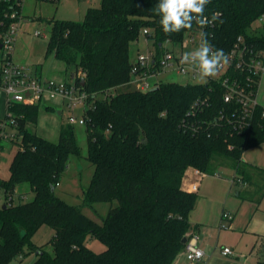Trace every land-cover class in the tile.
<instances>
[{
	"label": "trees",
	"instance_id": "16d2710c",
	"mask_svg": "<svg viewBox=\"0 0 264 264\" xmlns=\"http://www.w3.org/2000/svg\"><path fill=\"white\" fill-rule=\"evenodd\" d=\"M156 3L102 0L87 9L82 21L49 20L46 56L53 54L72 66L71 83L92 101L84 117L86 159L95 170L85 203L117 205L98 223L80 206L60 198L56 186L71 156H81L75 126L63 121L58 142H52L34 130L40 104L11 103L7 114L16 119L12 141L18 150L8 177L0 176L6 196V206L0 205V264L29 252L36 253L32 264H173L186 246L183 238L198 200L195 192L182 188L189 167L215 174V162L225 158L255 183L247 169L253 165L242 155L264 141V119L244 132L217 121L224 106L218 80L203 85L161 81L146 91L114 92L131 79L130 45L145 29L158 54L165 41L180 43L187 32L199 29L193 23L191 30L165 34ZM9 9V1H0V28L1 22H9ZM214 13L220 16L203 31L216 49L227 54L240 35L264 47V32L254 27L264 13V0H211L205 15L211 18ZM80 71L84 75L78 76ZM204 97L210 98L209 105L192 113L191 105ZM21 186L27 190L19 191ZM30 191L31 201L13 203L14 193L24 196ZM43 225L53 235L39 244L33 236ZM88 235L105 248H90ZM258 264H264V251Z\"/></svg>",
	"mask_w": 264,
	"mask_h": 264
},
{
	"label": "built area",
	"instance_id": "2783aa9c",
	"mask_svg": "<svg viewBox=\"0 0 264 264\" xmlns=\"http://www.w3.org/2000/svg\"><path fill=\"white\" fill-rule=\"evenodd\" d=\"M0 1L10 2V9L5 12V17L9 22L6 25L1 22L2 27L0 28V90L6 94L7 107L16 102L41 105L45 94L58 95L72 111L67 116L66 121L74 126L76 124L85 125L84 113L92 102L88 93L81 90L74 82L67 84L52 79L47 80L29 72L23 65H17L14 62V51L20 26L25 18L23 9L27 0ZM257 22L258 26L255 28L259 32H264V13ZM200 31L199 28L187 32L180 43L165 41L161 44L160 54L157 53L156 49L138 52L136 60L132 62L129 83H134L137 85V89L146 91L152 88L148 78L164 71H175L183 76L194 78V73L180 63V58L184 52L191 51L198 46L200 35L197 36L196 34H199ZM147 32L148 30L145 29L143 34L145 35ZM35 34L40 35V32L36 31ZM145 40L148 44L149 39L146 36ZM165 43H171L172 47L165 46ZM177 45L180 46L179 49H176ZM227 54L228 63L215 78L208 80V82L218 80L222 87L224 106L219 110L216 120L230 124L238 132H244L257 125L260 119H264V106L258 98L259 83L264 71V47H257L254 43L248 42L244 35H240ZM82 75L84 73L80 71L78 76ZM161 81L163 80L157 81L155 85ZM209 103V97L198 98L191 105L190 111L192 113L202 111ZM78 107L83 110V114L80 116L74 112ZM9 126L13 127L12 132L8 130ZM15 126L16 119L7 114L6 108V117L0 118V137L3 140L14 137ZM233 181L246 184L241 177H235ZM2 198L5 201L6 196L3 186L0 185V200ZM222 219L221 228H228L233 220V214L224 211ZM184 252L190 261H198L204 255L203 250L197 246L196 237L188 238ZM222 253L232 255L234 251L231 247L226 246L223 247Z\"/></svg>",
	"mask_w": 264,
	"mask_h": 264
},
{
	"label": "rangeland",
	"instance_id": "374dc122",
	"mask_svg": "<svg viewBox=\"0 0 264 264\" xmlns=\"http://www.w3.org/2000/svg\"><path fill=\"white\" fill-rule=\"evenodd\" d=\"M101 0H27L24 4L23 14L24 20L20 26V32L14 51V62L17 65H23L29 72L35 73L36 68L42 66L51 67V62L60 60L53 54L46 56L47 44L50 37L51 23L49 20H74L82 21L89 7H98ZM258 26V22L254 27ZM40 32L36 35L35 32ZM199 36V34H196ZM165 46L172 47L171 43H165ZM180 46H176L179 49ZM147 49H155L153 39H149L148 44L145 40V35L141 34L138 39L131 42L130 59L135 61L138 52H145ZM62 61V60H60ZM64 62V61H63ZM61 62V63H63ZM60 63V62H59ZM66 63V62H65ZM57 64V62H55ZM67 65V63H66ZM72 66L67 65L66 83L72 82L71 72ZM159 80L177 82L181 84L197 83L195 78L183 76L175 71H164L158 75H153L148 78L150 87H153ZM137 85L134 83H125L114 90L117 92L135 90ZM6 94L0 90V118L6 117ZM57 99V98H56ZM58 109V111H57ZM48 110L43 104L40 105L38 123L34 130L39 134L47 137L53 142H58V125L67 120V116L71 114V109L67 104L62 103L61 108ZM59 111H62L60 114ZM75 114L80 116L83 114L82 108L75 109ZM8 130L13 131V127L9 126ZM78 143L81 147V156L72 155L69 164L56 186V194L69 204L80 206L83 212L98 223H103L111 206L117 205V201L110 202H95L92 205L85 203V190L90 184L95 166L86 159L87 155V133L85 125H75ZM12 137L3 140L0 147V169L2 178L8 177L9 167L15 152L18 150L17 143L12 141ZM226 161V162H225ZM225 158H220L215 162L214 171L219 173L221 178H231L234 175L233 165ZM241 174V173H239ZM211 176V175H210ZM26 186L18 188L19 191ZM34 198V192H28L21 196L19 192L14 193L13 203L28 202ZM4 203V199L0 200V205ZM264 207V200L261 204ZM48 225H43L33 236V240L46 242L52 236V231ZM86 242L88 246L96 251H101L105 248L98 238L88 235ZM32 253L29 252V255ZM14 259L13 261H15Z\"/></svg>",
	"mask_w": 264,
	"mask_h": 264
},
{
	"label": "crops",
	"instance_id": "0c3cea01",
	"mask_svg": "<svg viewBox=\"0 0 264 264\" xmlns=\"http://www.w3.org/2000/svg\"><path fill=\"white\" fill-rule=\"evenodd\" d=\"M61 62L56 60L51 62V67H38L34 74L47 80L66 82L67 65ZM258 98L264 106V71L259 83ZM62 103L60 96L49 94L44 95L42 102L45 107L50 106L53 110L61 108ZM61 124L58 125V134ZM242 158L253 165L247 169L255 183H250L242 173L238 174L234 167V175L222 179L219 173L206 174L193 167L185 171L182 188L198 196L190 215L191 227L187 236L196 237L197 246L203 250L204 255L198 261H190L182 251L173 264H258L261 251H264V207L261 205L264 200V141L245 150ZM235 177L243 178L246 184L233 181ZM23 190H27V187ZM224 211L233 214L228 228H221ZM49 230L53 235V230ZM41 241L36 240L39 244L44 243ZM226 246L231 247L234 254L224 255L222 249ZM28 254L19 256L9 264H32L36 253Z\"/></svg>",
	"mask_w": 264,
	"mask_h": 264
},
{
	"label": "clouds",
	"instance_id": "9594fccd",
	"mask_svg": "<svg viewBox=\"0 0 264 264\" xmlns=\"http://www.w3.org/2000/svg\"><path fill=\"white\" fill-rule=\"evenodd\" d=\"M211 0H157L154 11L160 17L159 24L165 34L191 30L193 23L201 29L200 41L196 48L186 51L180 63L194 73L199 84H207L209 78H215L228 63V54L216 49L203 29L211 26L220 16L214 13L211 18L205 15V9Z\"/></svg>",
	"mask_w": 264,
	"mask_h": 264
},
{
	"label": "water",
	"instance_id": "95a60500",
	"mask_svg": "<svg viewBox=\"0 0 264 264\" xmlns=\"http://www.w3.org/2000/svg\"><path fill=\"white\" fill-rule=\"evenodd\" d=\"M102 1V0H101ZM0 47H1V44H0ZM84 83V79L82 80V84ZM59 113H60V111H59ZM3 206L5 207L6 206V204H3ZM187 241H188V236H185L184 238H183V243H187Z\"/></svg>",
	"mask_w": 264,
	"mask_h": 264
}]
</instances>
